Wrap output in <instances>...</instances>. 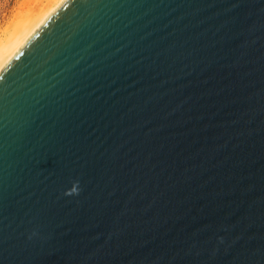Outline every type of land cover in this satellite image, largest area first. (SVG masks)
<instances>
[{
	"label": "water",
	"instance_id": "water-1",
	"mask_svg": "<svg viewBox=\"0 0 264 264\" xmlns=\"http://www.w3.org/2000/svg\"><path fill=\"white\" fill-rule=\"evenodd\" d=\"M0 264H264V0H65L0 72Z\"/></svg>",
	"mask_w": 264,
	"mask_h": 264
},
{
	"label": "bare ground",
	"instance_id": "bare-ground-1",
	"mask_svg": "<svg viewBox=\"0 0 264 264\" xmlns=\"http://www.w3.org/2000/svg\"><path fill=\"white\" fill-rule=\"evenodd\" d=\"M65 0H28L29 7L21 13L13 27L0 36V72L36 30ZM11 23V25H12Z\"/></svg>",
	"mask_w": 264,
	"mask_h": 264
},
{
	"label": "rangeland",
	"instance_id": "rangeland-1",
	"mask_svg": "<svg viewBox=\"0 0 264 264\" xmlns=\"http://www.w3.org/2000/svg\"><path fill=\"white\" fill-rule=\"evenodd\" d=\"M28 7V0H0V36L9 27V24L10 27H13L12 22L15 24L17 21L15 17L25 13Z\"/></svg>",
	"mask_w": 264,
	"mask_h": 264
},
{
	"label": "clouds",
	"instance_id": "clouds-1",
	"mask_svg": "<svg viewBox=\"0 0 264 264\" xmlns=\"http://www.w3.org/2000/svg\"><path fill=\"white\" fill-rule=\"evenodd\" d=\"M79 192V181H72L71 187L65 190V195H75Z\"/></svg>",
	"mask_w": 264,
	"mask_h": 264
}]
</instances>
